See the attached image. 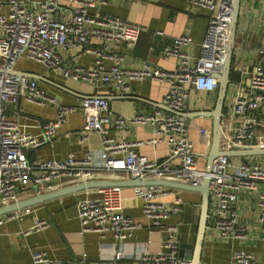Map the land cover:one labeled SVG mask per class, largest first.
<instances>
[{"label":"built area","instance_id":"built-area-1","mask_svg":"<svg viewBox=\"0 0 264 264\" xmlns=\"http://www.w3.org/2000/svg\"><path fill=\"white\" fill-rule=\"evenodd\" d=\"M111 0H69V14L59 13L60 0H44L39 11H29L17 0L0 2V208L21 201L20 194L32 182L40 193L55 190L54 181L63 177L74 178L77 184L96 181L110 173H126L131 179L165 180L173 175L179 182L199 186L207 176L195 152L196 142L190 137L187 118L157 109L152 114L133 117L116 115L106 97L88 96L79 107L64 106L39 87L36 80L14 74L20 59L43 65L48 71L65 79L86 84L94 89L109 86L115 93L127 96L134 81L150 80L167 83L168 92L162 105L185 113L191 92L212 93L219 88L217 75L222 73L226 61V47L230 38V24L234 13V0H185L188 8L210 13L209 27L199 57L191 59L183 49L192 43L186 35L177 37L166 48L167 57L179 59V65L168 71L146 61L141 69L124 68L125 56L112 50L113 44L134 46L146 29L123 19L104 14L98 9ZM264 3V0H262ZM77 50L94 56L92 68L66 67L59 51ZM257 64L250 70H241L242 79L233 96V105L227 116L232 136L224 135L226 151L259 146L264 147V132L257 128L264 122L258 116L264 107V47L255 51ZM21 99L30 103L55 106L56 116L51 122L39 125L38 134L31 133L14 118L6 114V105H17ZM80 109L84 115L82 143L91 135H99L102 146L87 150L84 157L69 153L60 159H47L31 163L27 153L37 150L58 135L62 125ZM242 123L235 127V119ZM130 125L152 126L154 136L148 141H132L122 136ZM200 143H208V134L200 133ZM166 143L170 154L179 161L172 169L157 165L136 148L145 144ZM210 177V192L216 199L210 215L212 227L220 238L243 239L245 228L239 225L236 203L242 191H258L264 187V163L255 159L238 165L229 157L215 160ZM135 196L143 201V214L156 227L163 228L165 239L158 253H143L137 264H193L182 258L180 252V226L169 222L181 211L177 199L173 205L159 200L171 194L164 187H136ZM85 198L77 204L82 231L105 237L111 233L121 243L130 239L141 228L123 214L120 188L103 187L87 190ZM260 223L264 234V189L259 194ZM28 209L0 217V225L7 220H22ZM51 227L48 220L36 219L24 235ZM120 257V255H118ZM33 264H72L51 260L44 251L32 253ZM234 264H263L248 250H237Z\"/></svg>","mask_w":264,"mask_h":264},{"label":"crops","instance_id":"crops-1","mask_svg":"<svg viewBox=\"0 0 264 264\" xmlns=\"http://www.w3.org/2000/svg\"><path fill=\"white\" fill-rule=\"evenodd\" d=\"M9 0H0L7 3ZM27 10H40L44 0H17ZM69 0H60L59 13L69 14L71 11ZM98 11L144 27L134 46L128 44H113L112 50L125 56L124 68L129 70L141 69L146 61L155 66L173 71L179 65V59L167 57L165 50L177 37L186 35L192 38V43L183 49L191 59L199 57L201 46L205 40L210 13L206 10L188 8L185 0H111L108 5ZM0 37L2 32L0 31ZM231 83L223 106L224 135L232 136L227 122V116L233 105L234 92L242 79L241 70H250L258 62L255 51L264 47V3L262 0H241L239 25L235 39ZM59 55L63 64L69 68H92L94 56L83 54L77 50H60ZM15 72L28 75L27 78L36 80L39 87L59 103L69 107H79L81 101L88 96L106 97L111 110L119 116L133 117L137 114H152L163 103L168 92V84L150 80L134 81L131 92L127 96L118 95L109 86L94 89L86 84L65 79L61 75L48 71L43 65L20 59L15 66ZM237 73L238 78H234ZM38 75L40 79L31 78ZM25 76V77H26ZM218 90L212 93L191 92L185 113L188 118L190 137L196 142L195 152L197 160L203 169L208 165V157L213 149L214 118L212 116L193 117L197 112L212 113L217 105ZM8 117L18 120L25 130L38 134L39 125L55 119V106L36 105L21 99L17 105H6ZM168 113L167 111H165ZM194 114V115H193ZM258 116L264 120V107H260ZM242 118L235 119V127L242 123ZM85 119L82 111L72 115L67 123L62 125L58 135L51 142H45L35 151L27 153L31 163L37 164L47 159H60L69 153L81 159L87 150H98L102 146L99 135H91L90 139L82 143L80 136L84 131ZM259 131L264 132V122L258 123ZM208 134V143H200V133ZM123 137L132 141H148L154 136L152 126L130 125ZM222 143V142H221ZM223 144V143H222ZM221 149L223 145H221ZM137 152L161 166L169 165L172 169L179 166L166 143L158 145L145 144L136 148ZM259 158V157H258ZM235 165L249 158H231ZM264 163V157L256 159ZM131 177L126 173H110L99 176L101 181H126ZM167 181H177L173 175H167ZM77 185L74 178L63 177L54 181L55 190L46 193L31 182L20 194L21 201L32 199L40 194L58 192ZM97 189V188H96ZM99 189V188H98ZM134 187L120 188L123 197V214L135 223L141 224L133 236L119 243L113 234L101 237L98 233L82 231L77 204L85 198V192L66 195L51 199L44 204L28 209L22 220H7L0 225V264H33L32 253L44 251L54 261L72 264H137L143 253H158L162 250L165 239L163 228L156 227L152 220L143 214V201L135 196ZM172 193L160 199L167 205L179 199L182 203L181 211L169 222L180 226V242L185 245V258L195 260L199 227L202 219L203 196L199 192L169 189ZM258 191H242L236 203L239 225L245 228L243 239H224L214 231L212 220L209 218L208 227L204 235L202 251L199 254L200 264H234L233 255L237 250L252 252L264 264V234L260 223ZM216 205V199L211 194L209 216ZM26 210V209H25ZM36 219L48 220L51 227L31 234L24 235V231L33 227ZM120 255V257L118 256Z\"/></svg>","mask_w":264,"mask_h":264},{"label":"water","instance_id":"water-1","mask_svg":"<svg viewBox=\"0 0 264 264\" xmlns=\"http://www.w3.org/2000/svg\"><path fill=\"white\" fill-rule=\"evenodd\" d=\"M240 4H241V0H234V13H233L232 21L230 24V38H229V41L226 47V61H225L222 73L216 76L219 79L218 101H217L216 108L211 114L205 113V112H197L195 113V115L193 114L194 115L193 117L212 116L214 118L213 149H212L211 154L208 157V165L205 169L207 176L204 177L203 181L201 182L199 186H193V185L186 184V183L179 182V181H167V180H157V179L142 180L141 178L130 179L126 181L124 180L123 181L96 180V181H91L87 183L77 184L73 187H70V188H67V189H64L58 192L49 193V194H40L29 200H24V201H20L12 205L3 206L0 208V217H4V216H7L15 212L23 211L33 206L44 204L46 201H49L51 199L60 198L66 195L76 194L79 192L96 189V188H103V187H117V188L134 187L136 188V187L158 186V187H164V188H169V189L199 192L203 196L202 219H201V223L199 227L197 245H196V250H195L196 251L195 260L192 261V263L200 264L199 254L202 251L204 235L208 227V220L210 218L209 203H210L211 192H210V177L208 175L212 171V167H213L215 160L223 156L229 157V158L264 157V147H259V146L240 147V148H235L229 151H226L225 149H221V145L223 143V137H222L223 117H224L223 106H224L225 99L227 97L229 85L231 83L230 76L232 72L234 52L236 50L235 39H236V34H237V28L239 25ZM14 74L22 75V73H18V72H14ZM30 77L34 79H40L38 75H31ZM158 109L167 111L168 113L176 114L180 117H184L187 119L191 117V115H188L186 113L175 112L164 105H160ZM185 248H186L185 245L180 246L179 255L182 258H185Z\"/></svg>","mask_w":264,"mask_h":264},{"label":"trees","instance_id":"trees-1","mask_svg":"<svg viewBox=\"0 0 264 264\" xmlns=\"http://www.w3.org/2000/svg\"><path fill=\"white\" fill-rule=\"evenodd\" d=\"M237 75H238L237 73H234V78H235V79H237V78H238V76H237ZM257 158H258V157H251V158H249V160H251V159H255V160H256Z\"/></svg>","mask_w":264,"mask_h":264},{"label":"rangeland","instance_id":"rangeland-1","mask_svg":"<svg viewBox=\"0 0 264 264\" xmlns=\"http://www.w3.org/2000/svg\"><path fill=\"white\" fill-rule=\"evenodd\" d=\"M257 159H260V157H259V158H257Z\"/></svg>","mask_w":264,"mask_h":264}]
</instances>
